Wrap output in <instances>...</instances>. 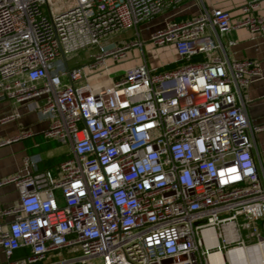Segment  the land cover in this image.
<instances>
[{
  "label": "built area",
  "instance_id": "2783aa9c",
  "mask_svg": "<svg viewBox=\"0 0 264 264\" xmlns=\"http://www.w3.org/2000/svg\"><path fill=\"white\" fill-rule=\"evenodd\" d=\"M183 1L0 0V96L35 101L45 136L69 147L55 169L32 158L26 174L0 179L18 189L0 205V264H264V122L242 99L261 70L228 59L222 42L233 27L264 35V13L247 0L233 19L196 0L197 13L147 39L185 61L150 66L139 26ZM133 27L135 38L107 42ZM95 45L89 61L65 66L62 55ZM133 47L143 59L94 86L105 60ZM63 250L79 252L49 259Z\"/></svg>",
  "mask_w": 264,
  "mask_h": 264
},
{
  "label": "crops",
  "instance_id": "0c3cea01",
  "mask_svg": "<svg viewBox=\"0 0 264 264\" xmlns=\"http://www.w3.org/2000/svg\"><path fill=\"white\" fill-rule=\"evenodd\" d=\"M246 1L204 0V4L208 8L220 6L228 9L234 19L241 14V7ZM200 8L201 5L196 0H185L140 25V28L145 32L142 38L144 41L142 51L149 65L146 46L151 55L156 56L155 59H157L152 66H160L180 59L172 44L154 46L147 40L149 34L164 26L172 17H188L197 13ZM255 12L264 13V0H257ZM222 42L228 59L251 57L259 61L261 72L250 79L248 85L243 89L242 99L249 120L254 123L264 122V35L251 33L244 27H233L223 34ZM140 51L141 48L133 47L127 51L122 60L114 61L107 58L105 64L110 72L120 73L143 59V56H140ZM196 55H199L200 58L191 61L205 58L201 53ZM124 62L128 64L124 65ZM108 79L110 80L109 77ZM99 85L101 84H94L96 87ZM237 98L240 99V96ZM34 102H16L7 96H0V116L11 112L13 109L20 112L18 117L0 122V140L11 139L0 145V179L17 173L26 174L31 169L29 164L32 158H39L37 161L39 168L50 167L55 169L57 164L69 154L67 144L45 136L44 131L48 127L49 120L32 107ZM26 132L29 133L24 134ZM255 147L258 164L264 165V130L255 134ZM17 198L16 183L6 182L0 185L1 206L11 205L16 202Z\"/></svg>",
  "mask_w": 264,
  "mask_h": 264
},
{
  "label": "rangeland",
  "instance_id": "374dc122",
  "mask_svg": "<svg viewBox=\"0 0 264 264\" xmlns=\"http://www.w3.org/2000/svg\"><path fill=\"white\" fill-rule=\"evenodd\" d=\"M140 33H141V37H144V30L142 28H140ZM136 37V33H135V29L133 28H129L127 30L121 31L119 33H116L114 36H112L109 40H107V42L110 41H118L121 42L122 39L124 40H130ZM97 46H90L89 48H80L76 51L71 52L70 54H68L67 56V65L69 67L75 65V64H81V63H85L87 61L90 60V53L94 52L97 50ZM146 50V54H147V59L150 63V65L152 66L153 63L156 62L157 59H155V57H153L151 55V53L147 50V46L145 47ZM140 56H143L141 51H140ZM127 62H124V65H127ZM123 65V66H124ZM122 71L120 73L117 74H121ZM116 74L114 71L110 72V70L106 69L103 70L101 72L96 73L95 75H92L90 77V81L93 82L94 84H104V85H108L110 83L109 78L114 77ZM56 193H59V190H56ZM79 251H74V252H68L67 250H63L61 251L59 254H56L54 256L49 257L50 260H54V259H58L61 258L62 256H69L75 253H78ZM95 264H99V258L97 257L94 260Z\"/></svg>",
  "mask_w": 264,
  "mask_h": 264
},
{
  "label": "trees",
  "instance_id": "16d2710c",
  "mask_svg": "<svg viewBox=\"0 0 264 264\" xmlns=\"http://www.w3.org/2000/svg\"><path fill=\"white\" fill-rule=\"evenodd\" d=\"M200 58V56L198 55H194V56H192L191 58H190V60H196V59H199ZM185 60H177V61H175V62H168V63H165V64H162V65H160V66H158L159 68H170V67H174V66H176V65H178V64H180V63H182V62H184Z\"/></svg>",
  "mask_w": 264,
  "mask_h": 264
},
{
  "label": "water",
  "instance_id": "95a60500",
  "mask_svg": "<svg viewBox=\"0 0 264 264\" xmlns=\"http://www.w3.org/2000/svg\"><path fill=\"white\" fill-rule=\"evenodd\" d=\"M62 60H63V62L65 64V66L67 67L68 66L67 65V59H66V56L65 55H62Z\"/></svg>",
  "mask_w": 264,
  "mask_h": 264
}]
</instances>
